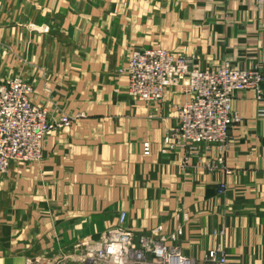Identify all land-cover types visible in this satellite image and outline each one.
I'll list each match as a JSON object with an SVG mask.
<instances>
[{"label": "crops", "instance_id": "obj_1", "mask_svg": "<svg viewBox=\"0 0 264 264\" xmlns=\"http://www.w3.org/2000/svg\"><path fill=\"white\" fill-rule=\"evenodd\" d=\"M155 47L263 73L262 99L232 103L242 123L225 169H206L222 154L205 146L183 169L184 150L165 142L188 100L178 88L160 105L127 96L130 52ZM15 77L54 119L81 117L45 140L41 163L0 174V264L70 253L121 212L137 240L181 230L186 256L221 247L230 264H264V0H0V81Z\"/></svg>", "mask_w": 264, "mask_h": 264}, {"label": "built area", "instance_id": "obj_2", "mask_svg": "<svg viewBox=\"0 0 264 264\" xmlns=\"http://www.w3.org/2000/svg\"><path fill=\"white\" fill-rule=\"evenodd\" d=\"M120 72L128 77V96L135 102L160 105L169 88H178L188 99L179 107L178 124L167 134L185 152L183 169L190 165L201 146L218 148L222 156L206 164L210 172L225 169L224 154L233 130L242 119L232 111L238 93L254 91L263 98V73L257 67L235 70L226 63L219 70H200L191 57H175L162 48L133 50ZM31 84L15 77L0 81V174L14 164L41 163L45 140L55 131L70 128L81 116H62L54 120L47 108L30 101ZM145 155H149L146 152ZM121 212L116 226L99 240L79 244L74 252L56 258L29 259L27 264H230L224 248L210 251L197 260L186 256L173 243L181 230L168 236L139 240L126 225Z\"/></svg>", "mask_w": 264, "mask_h": 264}, {"label": "rangeland", "instance_id": "obj_3", "mask_svg": "<svg viewBox=\"0 0 264 264\" xmlns=\"http://www.w3.org/2000/svg\"><path fill=\"white\" fill-rule=\"evenodd\" d=\"M155 48H157V47H155ZM159 48H160V47H159ZM151 49H153V48H151ZM148 50H149V49H148ZM138 51H139V50H138ZM166 51H167V50H166ZM169 52H170V51H169ZM191 58H193L194 60L197 59L196 57H191ZM128 59H129V57H128ZM128 59H127V64H128V61H129ZM226 63H230V62H224L223 66H224ZM127 64H126L123 68H125V67L127 66ZM223 66H222V67H223ZM231 67H232L233 69H235L232 65H231ZM123 68H122V69H123ZM122 69H121V70H122ZM220 69H221V68H220ZM121 70H120V71H121ZM200 70L206 71V70H204V69H200ZM235 70H241V69H235ZM127 89H128V87H127ZM169 89H173V88H169ZM169 89H168V90H169ZM164 95H165V94H164ZM127 96H128V94H127ZM128 97H129V96H128ZM129 98H130V97H129ZM163 98H164V97H163ZM130 99H131V98H130ZM131 100H132V99H131ZM52 118H53V117H52ZM53 119H54V118H53ZM54 120H56V119H54ZM64 130H65V129H64ZM105 233H106V232H105ZM182 234H183V233H182ZM182 234H181L179 237H181ZM102 235H103V234H102ZM102 235H101V236H102ZM135 235H136V234H135ZM94 241H95V240H94ZM96 241H97V240H96ZM219 248H221V247H219ZM74 249H75V247H74ZM71 252H74V251H71ZM226 252H227V251H226Z\"/></svg>", "mask_w": 264, "mask_h": 264}]
</instances>
